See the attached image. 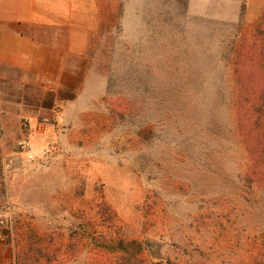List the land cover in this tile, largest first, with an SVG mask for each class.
<instances>
[{
    "label": "rangeland",
    "instance_id": "1",
    "mask_svg": "<svg viewBox=\"0 0 264 264\" xmlns=\"http://www.w3.org/2000/svg\"><path fill=\"white\" fill-rule=\"evenodd\" d=\"M263 1L110 0L82 87L57 95L52 153L0 142V264H108L86 230L150 262L264 264L235 117L241 85H264V59L236 53Z\"/></svg>",
    "mask_w": 264,
    "mask_h": 264
},
{
    "label": "crops",
    "instance_id": "2",
    "mask_svg": "<svg viewBox=\"0 0 264 264\" xmlns=\"http://www.w3.org/2000/svg\"><path fill=\"white\" fill-rule=\"evenodd\" d=\"M109 1L0 0V142L29 139L22 151L36 156L57 146V95L82 87ZM23 120L31 137L17 135Z\"/></svg>",
    "mask_w": 264,
    "mask_h": 264
},
{
    "label": "trees",
    "instance_id": "3",
    "mask_svg": "<svg viewBox=\"0 0 264 264\" xmlns=\"http://www.w3.org/2000/svg\"><path fill=\"white\" fill-rule=\"evenodd\" d=\"M237 56L256 55L264 59V15L253 26L242 28L239 32ZM257 52V53H256ZM239 67L244 68L242 63ZM264 70V65H262ZM237 72L239 70L237 69ZM242 84L235 99L236 128L249 151L250 162L246 165L244 180L264 187V85L262 82L255 91H247ZM136 172L138 169H135ZM82 228V226H79ZM96 232V231H95ZM91 231H81V238L92 236L93 246L106 253L95 254L109 258L108 264H177L172 260L150 262L146 258V247L138 240L105 239ZM101 236V237H100ZM100 240H103L100 243ZM102 246V247H101ZM97 249V250H98Z\"/></svg>",
    "mask_w": 264,
    "mask_h": 264
},
{
    "label": "built area",
    "instance_id": "4",
    "mask_svg": "<svg viewBox=\"0 0 264 264\" xmlns=\"http://www.w3.org/2000/svg\"><path fill=\"white\" fill-rule=\"evenodd\" d=\"M19 147L21 149H28L30 147V144H29V139H25L23 141H20L19 142Z\"/></svg>",
    "mask_w": 264,
    "mask_h": 264
}]
</instances>
